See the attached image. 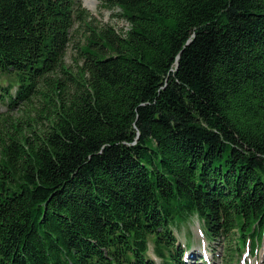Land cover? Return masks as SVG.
I'll return each instance as SVG.
<instances>
[{
    "label": "trees",
    "instance_id": "obj_1",
    "mask_svg": "<svg viewBox=\"0 0 264 264\" xmlns=\"http://www.w3.org/2000/svg\"><path fill=\"white\" fill-rule=\"evenodd\" d=\"M98 3L127 27L0 0V264H187L193 218L264 245V0Z\"/></svg>",
    "mask_w": 264,
    "mask_h": 264
},
{
    "label": "rangeland",
    "instance_id": "obj_2",
    "mask_svg": "<svg viewBox=\"0 0 264 264\" xmlns=\"http://www.w3.org/2000/svg\"><path fill=\"white\" fill-rule=\"evenodd\" d=\"M81 2L83 3L84 0H81ZM86 9L100 23H107L113 25L116 29L127 27L126 21H123L121 18L113 16L112 11L99 7V3L97 8H95V11H91L88 8ZM82 33V30L78 29V31L75 33V39H82ZM75 56L76 53L70 45L66 50L64 62L67 65H73V59ZM174 234L177 238V240L175 241L177 245L180 244L181 247H184L185 249H192L195 256L191 259V264H225L227 262L226 256L223 255L226 243L221 238L208 240L205 236V233L202 232L201 226L197 218L181 222L178 228L174 230ZM250 243L251 237L247 239V246H244L243 249L240 250L242 252L235 255L234 258L238 259L231 261V264H264V245H259L257 249L253 250L252 252L250 248ZM205 244L209 245V249L207 250V260H203L202 257H198V251L200 247H204ZM151 247L152 246H150L149 250L150 256L158 260V258L151 252ZM189 251L191 252V250ZM184 258L185 257H183V260Z\"/></svg>",
    "mask_w": 264,
    "mask_h": 264
},
{
    "label": "bare ground",
    "instance_id": "obj_3",
    "mask_svg": "<svg viewBox=\"0 0 264 264\" xmlns=\"http://www.w3.org/2000/svg\"><path fill=\"white\" fill-rule=\"evenodd\" d=\"M84 6L91 11H95V8H97L98 1L97 0H84L83 2Z\"/></svg>",
    "mask_w": 264,
    "mask_h": 264
},
{
    "label": "water",
    "instance_id": "obj_4",
    "mask_svg": "<svg viewBox=\"0 0 264 264\" xmlns=\"http://www.w3.org/2000/svg\"><path fill=\"white\" fill-rule=\"evenodd\" d=\"M84 6V5H83Z\"/></svg>",
    "mask_w": 264,
    "mask_h": 264
}]
</instances>
